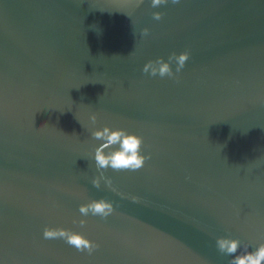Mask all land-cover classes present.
Masks as SVG:
<instances>
[{
	"label": "water",
	"instance_id": "obj_1",
	"mask_svg": "<svg viewBox=\"0 0 264 264\" xmlns=\"http://www.w3.org/2000/svg\"><path fill=\"white\" fill-rule=\"evenodd\" d=\"M184 51L178 80L143 73ZM105 126L151 157L105 171L115 191L91 183ZM227 236L264 243V0H0V264H228Z\"/></svg>",
	"mask_w": 264,
	"mask_h": 264
},
{
	"label": "clouds",
	"instance_id": "obj_2",
	"mask_svg": "<svg viewBox=\"0 0 264 264\" xmlns=\"http://www.w3.org/2000/svg\"><path fill=\"white\" fill-rule=\"evenodd\" d=\"M171 4L177 5L181 0H170ZM137 6L144 3V0H136ZM169 0H151V7L156 8L162 5H167ZM153 19L159 21L163 14L154 12ZM149 29L144 28L141 36H148ZM190 59V53L184 51L180 54L173 52L168 56L167 62L161 57L156 60L148 61L143 67V73L149 74L152 77L157 75L160 78H169L178 80V74L184 69L187 61ZM175 63L176 68L173 72L172 64ZM92 125L97 123V115L92 114L89 117ZM94 140L102 143L94 149V161L97 171L100 176L94 178L91 183L93 187L99 189L101 180H104L106 185L112 190V180L104 176V172L111 169L115 172H136L141 170L146 161L151 157L142 154L144 148V138L136 134H130L126 129H112L108 126L102 130H94L91 132ZM133 202H138L137 197H132ZM81 216L87 217L99 216L101 219H107L114 212L112 202L101 198L91 200L86 204H82L78 209ZM77 223V221H73ZM81 227H84L86 220L78 221ZM43 238L45 240H63L70 247H74L78 252H87L92 255L100 248V245L92 240H89L81 233L73 232L62 227H45L43 229ZM217 250L228 257H231L228 264H264V243L258 244L254 249L248 243H243L238 238L231 236L219 237L216 239ZM251 249V250H250Z\"/></svg>",
	"mask_w": 264,
	"mask_h": 264
}]
</instances>
